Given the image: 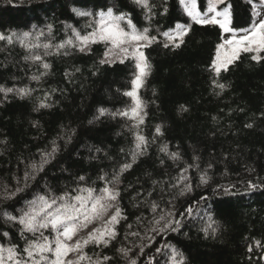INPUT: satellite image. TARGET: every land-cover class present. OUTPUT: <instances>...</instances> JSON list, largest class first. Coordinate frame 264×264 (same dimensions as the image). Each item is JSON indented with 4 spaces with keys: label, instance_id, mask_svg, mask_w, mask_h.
<instances>
[{
    "label": "trees",
    "instance_id": "obj_1",
    "mask_svg": "<svg viewBox=\"0 0 264 264\" xmlns=\"http://www.w3.org/2000/svg\"><path fill=\"white\" fill-rule=\"evenodd\" d=\"M197 3L202 12L207 10L208 0ZM258 3L227 0L223 7L231 11V27L237 31L250 27L253 4ZM149 4L150 11L133 0H0V34H17L11 43L0 40V86L31 90L23 98L16 92L6 98L0 93V210L18 216L29 200L48 190L59 195L78 185L104 187L99 177L106 174L111 179L121 165L132 163L139 133L148 145L120 176L119 206L126 219L116 225L117 239L108 247L90 244L84 251L93 259L97 254L111 257L106 264H127L118 252L126 247L132 249L129 257L136 258L137 264L150 260L171 264L170 249L156 252L167 243L183 253L184 264H264V60L257 63L252 53H243L217 77L211 65L217 45L223 42L222 29L196 24L180 0H149ZM73 8L92 15L77 16ZM108 8L117 15L127 13L137 29L148 28L149 35L157 37L144 50L151 72L139 89L145 115L138 126L128 117L111 115L133 105L132 98L124 95L132 87V60L100 64L105 52L102 43L91 44L83 52L78 46H67L56 54L55 45L70 39L76 43L72 29L81 35L91 32L88 25ZM178 23L191 28L176 47L163 33H174ZM24 32L32 34L29 42L41 47L31 52L21 47L17 37ZM41 32L44 35L37 38ZM44 44L53 47L44 49ZM45 51L52 54L44 55ZM33 54L41 55L50 68L24 59ZM214 80L226 87L219 89ZM41 103L49 106L40 107ZM100 109L107 111L100 115ZM157 125L162 135L156 133ZM53 141L58 151L43 171L14 198L3 199L2 186L24 187L27 165L38 163L41 152L51 151ZM165 145L168 154L161 151ZM173 152L180 159H171ZM204 172L207 184L200 183ZM182 175L187 179L181 181ZM80 176L86 181L80 182ZM185 183L192 190L181 196ZM145 201L159 203L157 212L171 208L182 221L180 230L147 233L154 239L144 240L155 215ZM189 207L191 216L186 213ZM19 229L0 216V244L22 249L25 242ZM132 232L140 236L129 235ZM141 244L146 245L143 253Z\"/></svg>",
    "mask_w": 264,
    "mask_h": 264
},
{
    "label": "snow or ice",
    "instance_id": "obj_2",
    "mask_svg": "<svg viewBox=\"0 0 264 264\" xmlns=\"http://www.w3.org/2000/svg\"><path fill=\"white\" fill-rule=\"evenodd\" d=\"M138 6L148 9L150 11L151 6L149 0H133ZM251 3V0H249ZM180 4L188 17L196 24L200 25H218L222 29L223 33H231L229 38H222L223 42L217 45V55L212 62L211 70L218 77L222 71H228L229 65L233 64L239 59L240 53H252L251 59L257 63L264 60V14L257 10V4H253V19L251 26L241 29L243 35L236 36V29L231 27V16L228 11V7L225 6L222 11H217L218 4H224V0H208L207 10L202 13L198 10L197 0H180ZM259 6L264 8V0H259ZM72 11L77 16H91L92 13L81 11L73 8ZM98 19L92 21L88 27L92 28L91 32L81 35L75 29H72L75 37V44L73 40H67L64 43L55 45L57 52L61 54L60 49H65L67 46H78V50L83 52L89 48L91 44L102 43L105 45L104 58L99 63H113L119 60L120 63H124L125 60H132L134 63L133 79L131 80V90L126 91L124 95L132 98L133 105L124 111L111 113L113 117L122 116L128 117L136 122V126L143 124V101L139 96V89L143 87L145 78L151 72V64L148 58L145 56L143 49L151 46V44L157 42V37L149 35V29L143 30L137 29L136 25L132 23L127 13L114 14L112 8H108L107 11H101L97 14ZM123 24V26H122ZM70 27V26H69ZM52 26L49 25V32ZM191 25L177 24L174 33L164 32L163 36L167 37V40L174 46L178 47L176 43L179 40L183 42V38L187 35ZM32 34L24 32L17 37L21 47L30 51L33 48L41 47L40 44H34L29 42L28 38ZM44 35L43 32L37 35ZM17 36L13 33L12 36L5 37L0 34V40H6L11 43L12 37ZM169 43L166 42L164 47H168ZM53 47L51 44H44V49ZM224 50L221 55V50ZM45 51L44 55H50ZM67 55L65 51L63 53ZM25 60L43 61V57L39 54H33L25 56ZM45 70L50 68L47 62H42L41 65ZM46 74V73H42ZM33 80H39V76H33ZM213 83L216 87L223 90L226 85L214 80ZM16 92L21 98L31 94V90L28 88H4L0 86V93L5 94V98L8 93ZM49 105L41 103L40 107H48ZM107 110L100 109V115H104ZM246 127H252L251 124ZM158 135H162L161 126L157 125L155 129ZM135 150L132 153V163L135 162L138 155H142L148 145V140L139 133L136 134ZM70 140V137H69ZM53 147L51 151L41 152L40 161H31L24 172L23 183L24 187H17L15 190H9L6 185L3 187V196L5 200H11L16 196L18 192H21L28 186L30 180H34L36 175L43 171L44 166L54 158V154L58 151V146L55 145V141L52 142ZM161 151L167 152V146L165 145ZM170 158L173 160L180 159L179 153L173 152L170 154ZM194 159H197L194 157ZM132 163H124L119 168L111 179L107 178V175L99 177V179L105 181L104 187L97 189L93 186H80L71 191H65L59 195L54 194L51 190L44 192L43 194H37L33 199L26 203V206L20 210L18 216L12 215L6 210H0V216H2L6 222L18 224L20 226V235L24 239L25 246L20 249L16 244L5 246L0 244V264H106L112 258L109 256L96 255L95 259L89 256L84 249L92 244L97 247H108L109 244L117 239L118 233L116 225L121 220L126 219L123 214V210L119 206L120 190L118 184L120 182V176L132 167ZM189 167H199V165H189ZM211 167V165H209ZM187 168L183 169V172H187ZM181 181L187 178L181 176ZM80 182H85L84 176L78 177ZM209 177L207 172H204L200 176V183L207 184ZM155 184L156 182L153 181ZM19 184V181H18ZM176 185H173L175 187ZM256 187L255 185H250ZM191 185L185 183L184 187L180 190L181 196L186 192H190ZM227 190V189H226ZM151 193H149V196ZM202 199H205L202 197ZM148 203L149 209L155 215L152 220L148 222L149 226L146 228V235L144 240L151 242L154 236L147 235V233H155L160 235L162 233L171 231L177 232L182 227V221L176 219V214L169 208L167 212L160 208L159 203L151 201ZM171 203V201L169 202ZM192 208L186 209L188 216L192 215ZM183 215V214H181ZM140 219V218H138ZM95 225V226H93ZM90 226H92L90 228ZM131 227V225H129ZM85 236H80L82 231L89 229ZM207 234V229L204 230ZM216 229L213 228L212 232L215 234ZM48 232V235H45ZM31 234V238L27 234ZM8 233H4L7 236ZM132 236H140L139 232L129 233ZM259 243V242H257ZM145 244L139 246L140 253H143ZM164 249H170L169 260L171 264H184L183 253L170 244H165L162 247L156 249L157 253H160ZM131 248L121 247L118 252L126 259L127 264H137V260L134 257H129ZM251 251V248H249ZM69 254H73L72 258H69ZM179 257V259H177ZM151 264V260L149 261Z\"/></svg>",
    "mask_w": 264,
    "mask_h": 264
},
{
    "label": "rangeland",
    "instance_id": "obj_3",
    "mask_svg": "<svg viewBox=\"0 0 264 264\" xmlns=\"http://www.w3.org/2000/svg\"><path fill=\"white\" fill-rule=\"evenodd\" d=\"M226 2H227V0H224V4H218L217 5V11H222L223 10V5H225L226 4ZM183 7V6H182ZM197 7H198V10L199 11H201L200 10V8H199V6H198V3H197ZM257 10L258 11H261L262 12V14H264V8H261L260 6H259V3H258V5H257ZM228 11H229V13H230V16H231V11H230V9H229V7H228ZM202 12V11H201ZM206 12V11H205ZM205 12H202V13H205ZM231 26V25H230ZM232 34L231 33H224V38H229L230 36H231ZM240 35H243V32L242 31H236V36L237 37H239ZM145 50V48L143 49V51ZM223 52H224V50L222 49L221 50V55H223ZM244 52H241L240 53V56L243 54ZM144 54H145V52H144ZM239 56V57H240ZM116 61H119V60H116ZM230 66V65H229Z\"/></svg>",
    "mask_w": 264,
    "mask_h": 264
}]
</instances>
